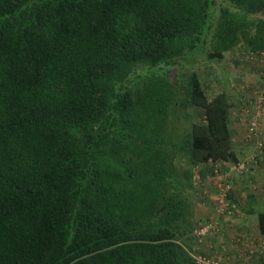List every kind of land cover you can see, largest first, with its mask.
Masks as SVG:
<instances>
[{
  "label": "trees",
  "instance_id": "obj_1",
  "mask_svg": "<svg viewBox=\"0 0 264 264\" xmlns=\"http://www.w3.org/2000/svg\"><path fill=\"white\" fill-rule=\"evenodd\" d=\"M230 54L264 58V0H0V264L218 255L202 246L233 215L236 105L195 67Z\"/></svg>",
  "mask_w": 264,
  "mask_h": 264
},
{
  "label": "rangeland",
  "instance_id": "obj_2",
  "mask_svg": "<svg viewBox=\"0 0 264 264\" xmlns=\"http://www.w3.org/2000/svg\"><path fill=\"white\" fill-rule=\"evenodd\" d=\"M195 71L209 96L226 89L231 102L236 105L230 112V120L234 151L238 154L241 164L229 165L228 169L234 176L231 181L235 189V176H240L239 173H242L244 168L251 174L254 173L255 168L264 166V58L252 60L244 55L230 54L224 61L215 65L201 60ZM238 101L242 106L238 107L241 105ZM245 102H250L249 108L243 107ZM252 121L258 123L255 134L248 131ZM212 180L205 181L202 189L200 188L199 197L214 205L213 200L218 201V197L214 194L217 193L216 188L221 183L217 185L216 182L219 180ZM211 207L207 206V208ZM215 207H212L213 212L216 210Z\"/></svg>",
  "mask_w": 264,
  "mask_h": 264
},
{
  "label": "crops",
  "instance_id": "obj_3",
  "mask_svg": "<svg viewBox=\"0 0 264 264\" xmlns=\"http://www.w3.org/2000/svg\"><path fill=\"white\" fill-rule=\"evenodd\" d=\"M234 180L233 215L220 221L222 233L206 241L202 252L211 254L216 250L227 264H264V236L256 216L264 211V166ZM207 206L215 207V203L198 200V219L217 220L213 208Z\"/></svg>",
  "mask_w": 264,
  "mask_h": 264
},
{
  "label": "built area",
  "instance_id": "obj_4",
  "mask_svg": "<svg viewBox=\"0 0 264 264\" xmlns=\"http://www.w3.org/2000/svg\"><path fill=\"white\" fill-rule=\"evenodd\" d=\"M258 126V123L256 121H252L250 130L251 132H254ZM229 202L226 200L221 199L217 212L224 215L228 209ZM216 231V226L212 223H209L207 225H204L194 231L195 241L196 244H201L204 239H206L208 236L212 235ZM196 252H199V250H196ZM191 254L195 259V264H227L219 255H215L213 257H205L202 255H199L198 253Z\"/></svg>",
  "mask_w": 264,
  "mask_h": 264
}]
</instances>
